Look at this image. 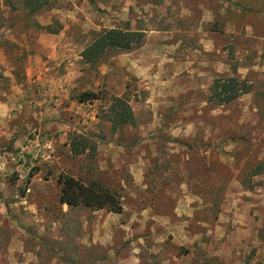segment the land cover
Segmentation results:
<instances>
[{
    "label": "rangeland",
    "instance_id": "obj_1",
    "mask_svg": "<svg viewBox=\"0 0 264 264\" xmlns=\"http://www.w3.org/2000/svg\"><path fill=\"white\" fill-rule=\"evenodd\" d=\"M20 1L0 0V264H264V0ZM112 28L144 40L87 62ZM233 76L249 92L210 101ZM114 97L134 123L112 130ZM63 174L122 212L62 204Z\"/></svg>",
    "mask_w": 264,
    "mask_h": 264
},
{
    "label": "trees",
    "instance_id": "obj_2",
    "mask_svg": "<svg viewBox=\"0 0 264 264\" xmlns=\"http://www.w3.org/2000/svg\"><path fill=\"white\" fill-rule=\"evenodd\" d=\"M20 9L28 16H35L51 7V0H21ZM48 33L56 34L58 29L45 27ZM144 31H133L128 28L105 29L96 34L95 39L82 52L87 62L96 63L110 51L129 52L142 44ZM235 72V69L233 70ZM250 87L237 77H217L211 85L209 100L216 105L228 104L241 95L248 93ZM99 99L93 91L81 92L77 100L81 103ZM107 120L112 130L116 127L134 123V115L128 102L123 98L114 97L108 108ZM88 147V137L74 134L71 137L70 149L73 155L84 154ZM61 184L59 201L70 208L86 207L94 210H106L112 213H121L123 203L120 195L102 183L75 177L69 174L60 175Z\"/></svg>",
    "mask_w": 264,
    "mask_h": 264
},
{
    "label": "crops",
    "instance_id": "obj_3",
    "mask_svg": "<svg viewBox=\"0 0 264 264\" xmlns=\"http://www.w3.org/2000/svg\"><path fill=\"white\" fill-rule=\"evenodd\" d=\"M66 205V204H65ZM67 206V205H66Z\"/></svg>",
    "mask_w": 264,
    "mask_h": 264
}]
</instances>
